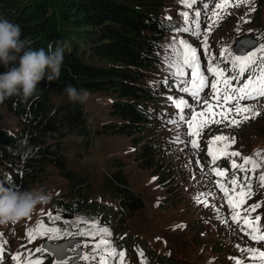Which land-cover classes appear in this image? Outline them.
Segmentation results:
<instances>
[{
	"label": "rangeland",
	"instance_id": "1",
	"mask_svg": "<svg viewBox=\"0 0 264 264\" xmlns=\"http://www.w3.org/2000/svg\"><path fill=\"white\" fill-rule=\"evenodd\" d=\"M28 2L31 1L23 0L21 3ZM219 2L220 0H196V3L189 8L182 5L180 0H167L161 10L163 18L170 23L172 29L163 37L159 63L148 71L142 80V83L158 89L159 114L155 118V126L139 137L146 142L158 143L157 169L166 180V185L158 182L153 169L141 168L134 159L136 149L139 148L134 140L138 136L134 138L109 129L108 125L114 121V117L110 110L111 100L108 93L89 91L90 97L83 104L85 132H75L62 139L49 137V141L61 147L62 157L68 170L71 171L69 174L66 173L67 171L64 172L62 167L51 163L36 178L22 181L21 164L13 161L17 166L14 170L0 164V177L5 175V179H1L0 183H4L5 187L9 183L16 185L22 191L43 187L53 194L49 204L38 206L29 217L16 224L0 225V234H3L0 236V247H2L0 264H17L13 259L17 254L20 255L21 264H25L30 254L42 259L43 264H56L57 260L53 254L35 252V249L42 247L46 241L55 243L77 239L78 242L73 248L68 249L70 255L65 258L66 264L75 257L74 252L78 249L82 254L94 255L91 245L100 237L93 240L80 235L87 230V224L84 222L88 224L95 222L97 226L110 230L111 236L106 239L112 242V246L117 251H124L125 264H140L141 259L146 260V264H157L154 259L148 257L151 255L167 257L166 264H236L233 258L242 260L244 264H259L258 261L248 259L250 252H242L241 249H262L264 245L251 241L241 231L240 226L232 222L227 199L216 183L221 177L214 174L213 168L227 170L228 175L225 180L231 179L234 172L243 179L245 173L233 169L232 160L242 163L243 157L253 156L258 149L264 150V98H260L259 101L240 102L242 105H255L260 113L255 119L243 122L239 126H228L227 121L210 123L196 138L199 147L195 148L191 143L194 137L186 134L189 132L187 123L179 119L181 115L190 118L206 110L200 100L207 99L213 104L215 101L212 99L213 92L210 88L201 90L199 98L182 90L190 87V83H186L190 81L188 75L190 69L182 64L174 47H170L174 41H186L197 50L200 70L211 83H215L216 78L207 71L210 62L219 65L223 70L230 67L229 60L220 56L222 49H227L225 55L229 58L236 55L232 49L234 43L239 38L249 35L259 39L258 46L250 52L258 51L260 46L264 45V35H262L264 34V0H251L249 4L240 3L239 6L228 8L208 33L206 30L211 23L212 12ZM232 2L235 4L236 0ZM47 4L49 14H53L54 7L50 3ZM26 9L25 6L21 11L24 12ZM182 12L189 14L187 22L182 17ZM196 12L200 15L196 16ZM13 16L10 13L7 19L10 21ZM60 21V16H57L55 23L61 32H68L72 36L70 26L66 23L61 24ZM195 21L199 22L198 26ZM181 28H188L190 31H179ZM194 32H199L201 35L198 37L193 34ZM66 37L68 38V35ZM205 37L208 51L203 47ZM171 62L178 63L186 74L173 75L175 69L169 68ZM6 69L1 70L0 74L6 72ZM227 75L234 76L235 73L227 72ZM248 75L249 73L245 72L241 80ZM233 83L236 81L234 80ZM181 100L186 104L182 111L174 104ZM6 105L5 101L0 103V128L15 131L17 128L26 127L27 120L12 115ZM216 111L219 112V109ZM216 118L220 119L219 116ZM177 136L180 142H176ZM217 136H224L229 140L234 137L235 143L228 151H238L241 156L230 159L221 155L213 164L207 152L209 141ZM119 172L127 179L130 190L142 200L141 207L134 211L123 225L116 221L101 225V219L96 222L76 212H61L57 209L58 205L64 204L63 198L68 193L75 192L72 189L79 188L73 185L68 175L77 174L79 179H82L81 192L89 194L88 196L93 200H101L100 192L104 183ZM262 172L264 168L257 169L254 174L248 173L251 177L253 195L244 207L261 204V207L251 215L253 219L257 215L261 217V230L264 231V186H261L257 179ZM108 196L107 194L104 200L110 203ZM50 215L55 222L50 219ZM113 216L111 214V217ZM41 219L46 226L59 229L58 237L49 239L47 236H38L30 243L26 233L29 229H35ZM58 224L63 226L62 229L56 227ZM82 225L85 227L81 228ZM129 237H132L134 242L128 247L123 246V242ZM84 244L89 246L84 247ZM141 251L143 257L138 255ZM80 261L83 264H98L97 260L80 259ZM109 264H116V261L109 259Z\"/></svg>",
	"mask_w": 264,
	"mask_h": 264
},
{
	"label": "trees",
	"instance_id": "2",
	"mask_svg": "<svg viewBox=\"0 0 264 264\" xmlns=\"http://www.w3.org/2000/svg\"><path fill=\"white\" fill-rule=\"evenodd\" d=\"M30 1L23 4V0H0V18L7 19L12 13L10 21L20 26L21 39H27L34 50L43 48L47 52L48 46L54 49L58 41H66L67 47L58 80L48 81L45 77L27 100L19 97L5 100L11 114L27 120V126L15 131L0 128V164L11 170L17 168L13 161L21 164L22 181L36 178L51 163L62 167L67 174L71 172L62 157L61 147L49 141V137L62 139L75 132H85L83 104L70 102L64 93V88L72 85L77 89L108 93L114 117L109 129L134 138L138 136L134 140L139 146L134 159L141 168L153 169L158 182L166 185L157 169L158 143L146 142L139 136L155 126L159 114L158 89L142 80L159 63L163 37L172 29L161 12L167 0ZM47 3L54 7L53 14H49ZM25 6L27 9L22 12ZM57 16L61 24L70 26L72 36L61 32L55 23ZM12 66L10 64L9 68ZM3 69L4 65L0 64V72ZM25 137L29 138V145L35 152L27 160L12 151ZM1 176L0 180H4L5 175ZM68 176L79 188L72 189L75 192L63 198L64 204L57 207L61 212H76L96 222L101 219V225L114 221L123 225L141 207L140 196L130 190L127 179L120 172L104 183L101 200H93L89 194L81 192L82 179L77 174ZM107 194L110 203L104 200ZM133 242L129 237L123 246L128 247ZM148 257L157 264L168 261L163 255Z\"/></svg>",
	"mask_w": 264,
	"mask_h": 264
},
{
	"label": "snow or ice",
	"instance_id": "3",
	"mask_svg": "<svg viewBox=\"0 0 264 264\" xmlns=\"http://www.w3.org/2000/svg\"><path fill=\"white\" fill-rule=\"evenodd\" d=\"M251 0H236L233 4L232 0H220L215 5V10L212 12L211 23L207 28V32L210 33L216 26L217 22L221 19L222 15L227 11L228 8L239 6L240 3L249 4ZM180 3L185 7L191 8L196 0H180ZM254 11V9H250ZM185 22L189 19L187 12L181 13ZM196 16L200 13L196 12ZM247 22V21H245ZM197 26L198 21H195ZM179 31H190L188 28H181ZM194 35H201L199 32H194ZM264 35V34H262ZM175 53L180 57L182 64L190 69V87L182 88L183 91L190 92L193 97L199 98V92L204 88H210L213 92L212 99L215 104L210 103L207 99L200 100V103L204 105L206 110H202L190 118H185L183 115L179 117L181 121L187 123L189 132L187 135L194 137L192 140V146L199 147L198 138L201 131L207 127L210 123H220L223 121L228 122V126H239L241 123L246 122L250 119H255L260 113L256 110L255 105L241 104V101H259L260 98H264V45H261L258 51L250 52L244 56L233 55L230 58L225 55L227 49H222L220 56L225 60H229L230 67L227 70H223L219 65H213L211 62L208 65L207 71L211 73L215 78L216 82L211 83L200 70L199 56L197 50L193 48L186 41H174L173 45ZM203 47L205 51H208V42L205 37L203 41ZM169 68L175 69L173 75L184 76L186 73L176 62L169 63ZM227 72L235 73L234 76L227 75ZM245 72L249 75L247 78L244 77ZM236 83H233V81ZM175 107L183 110L186 104L183 100L174 102ZM219 109V112L216 111ZM217 116L220 117L217 120ZM239 117V118H237ZM176 123V121H171ZM176 142L179 141V136L176 138ZM235 143L233 137L229 140L224 136L214 137L209 141V147L207 154L211 157L213 164L220 158L221 155L232 157H239L241 153L238 151H228L231 145ZM219 145V147H217ZM232 168L237 169L239 172L245 173L243 179L238 177L236 173L229 180H225L228 172L227 170H220L213 168L215 175L221 177L218 180L217 186L223 192L224 197L227 199V204L231 209V220L240 226L241 231L253 242L261 243L264 245V231L261 230V217L257 215L254 219L252 213L256 212L261 207L260 203L249 205L244 207L247 200L253 195L251 177L248 175L249 172L255 173L257 169L264 168V150H256L253 156L243 157L242 163H237L236 160H232ZM261 186H264V172L257 177ZM230 185V187H229ZM199 199V198H197ZM50 219H53L50 215ZM53 222L54 219H53ZM87 224V230L81 232L80 235L87 236L91 239L100 237L98 241L91 245L92 252L94 255H85L78 253V259L83 260H97L98 264H109V259L116 261V264H125V253L124 251H117L112 246V242L106 237L111 236L110 230L104 227H99L92 222H84ZM59 229L46 226L43 219L37 222L35 229H29L26 233L29 242L34 241L38 236H47L49 239H55L58 237ZM3 234H0L2 236ZM88 244H84V247H88ZM2 251V247H0ZM47 251L46 247H38L35 249L36 253H44ZM241 251L250 252L251 255L248 257L250 260L258 261L259 264H264V247L262 249H241ZM139 256L143 257V252L138 253ZM17 261V264H21L20 255L17 254L13 257ZM236 264H244L240 259L233 258ZM25 264H43V260L37 257H33L30 254L29 258L25 261ZM56 264H66V259L61 257L57 260ZM140 264H146V260L141 259Z\"/></svg>",
	"mask_w": 264,
	"mask_h": 264
},
{
	"label": "clouds",
	"instance_id": "4",
	"mask_svg": "<svg viewBox=\"0 0 264 264\" xmlns=\"http://www.w3.org/2000/svg\"><path fill=\"white\" fill-rule=\"evenodd\" d=\"M21 36L19 25L0 18V64L8 69L0 74V103L12 97L27 100L35 92L38 82L45 77L48 81L58 80L61 73L66 41H58L54 49L49 45L46 52L43 48L32 49L28 40L21 39ZM17 63L18 66H15ZM10 64L13 66L9 68ZM64 93L74 104H84L90 97L87 89H77L72 85H67ZM12 151L23 160L35 154L28 137L20 140ZM52 198L53 194L43 187L22 191L11 183L7 187L0 183V225L18 223L32 215L38 206L49 204Z\"/></svg>",
	"mask_w": 264,
	"mask_h": 264
},
{
	"label": "water",
	"instance_id": "5",
	"mask_svg": "<svg viewBox=\"0 0 264 264\" xmlns=\"http://www.w3.org/2000/svg\"><path fill=\"white\" fill-rule=\"evenodd\" d=\"M256 46H257V39H255L254 35H249V36L241 37L239 40H237L234 43L233 50L236 54L244 55L248 53L251 49L255 48ZM75 242H76L75 240L63 241L56 244H51L46 242L44 243L43 246L46 247L52 253H55L56 254L55 257L59 259L61 257L65 258L68 255L66 251L67 248H71ZM78 253H80V251H78ZM77 257L71 262L72 264H81L78 262Z\"/></svg>",
	"mask_w": 264,
	"mask_h": 264
}]
</instances>
